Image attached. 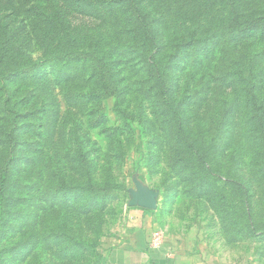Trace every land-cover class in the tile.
Segmentation results:
<instances>
[{"label":"rangeland","instance_id":"rangeland-1","mask_svg":"<svg viewBox=\"0 0 264 264\" xmlns=\"http://www.w3.org/2000/svg\"><path fill=\"white\" fill-rule=\"evenodd\" d=\"M135 1L0 0V264H109L147 202L194 263L264 264V0Z\"/></svg>","mask_w":264,"mask_h":264},{"label":"crops","instance_id":"crops-1","mask_svg":"<svg viewBox=\"0 0 264 264\" xmlns=\"http://www.w3.org/2000/svg\"><path fill=\"white\" fill-rule=\"evenodd\" d=\"M151 206L134 208L129 216V232L114 244L109 264H198L188 259L180 238L160 229ZM161 233L159 245L154 235Z\"/></svg>","mask_w":264,"mask_h":264},{"label":"trees","instance_id":"trees-1","mask_svg":"<svg viewBox=\"0 0 264 264\" xmlns=\"http://www.w3.org/2000/svg\"><path fill=\"white\" fill-rule=\"evenodd\" d=\"M135 0H118V3L122 4V6H125L126 9L130 12L132 5L135 3ZM136 15V17L138 16V18H142V13H136L133 12L132 15ZM260 19H264V17L260 18ZM72 53V52H70ZM77 56L82 57L84 60H87L89 62H86V66H88V68L91 67V70L93 71V78L95 81V87L92 88L90 90L89 93V97L90 99H98L97 97H100L102 95L105 96H112L113 94L116 93L113 85V77L111 76V74L109 72H107L106 70V65L102 64L100 62H92V60H90L89 58L92 55L89 52H82V53H78ZM26 68H24L23 70L20 71H25ZM172 90H170L169 84L165 83L161 89H160V96L162 97V103L165 104V106H167L168 108H171L173 110V116H174V121H175V126H176V134L178 136V138H180L182 140V142L188 146L190 148V150L196 154L197 158H200L202 160V162H206V155L201 154L200 150L197 146H195L194 142H191L185 133V127L183 124V119L181 116V108L180 105L176 106L174 104V101H172L170 98ZM260 126L264 127V124H260ZM8 167L6 168V172H8Z\"/></svg>","mask_w":264,"mask_h":264},{"label":"built area","instance_id":"built-area-1","mask_svg":"<svg viewBox=\"0 0 264 264\" xmlns=\"http://www.w3.org/2000/svg\"><path fill=\"white\" fill-rule=\"evenodd\" d=\"M160 237H161V233L160 232H156L155 235H154V240L152 242V245L153 246H158L159 243H160Z\"/></svg>","mask_w":264,"mask_h":264},{"label":"water","instance_id":"water-1","mask_svg":"<svg viewBox=\"0 0 264 264\" xmlns=\"http://www.w3.org/2000/svg\"><path fill=\"white\" fill-rule=\"evenodd\" d=\"M146 204H147L146 206H151L153 203L147 202Z\"/></svg>","mask_w":264,"mask_h":264}]
</instances>
